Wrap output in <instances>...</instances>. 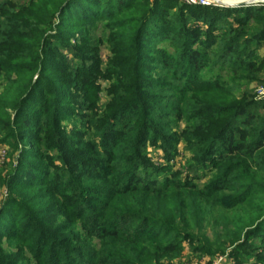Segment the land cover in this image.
<instances>
[{"label":"rangeland","instance_id":"obj_1","mask_svg":"<svg viewBox=\"0 0 264 264\" xmlns=\"http://www.w3.org/2000/svg\"><path fill=\"white\" fill-rule=\"evenodd\" d=\"M9 1L14 10L0 11V94L13 79L8 75L6 65L14 59H18L19 63H30L37 48L36 32H44L42 24L49 22L48 13L42 8L45 0ZM174 1L168 17L181 22L176 17L179 8L188 5ZM38 7L41 9L37 10ZM211 8L231 12L224 18L226 21L221 22L222 26L225 22L233 29L240 25L235 29L240 34L236 42L237 51L227 53L216 42L208 51L206 67L195 73L191 70L180 72L179 67L164 69L149 59L130 66V57L122 44L114 41L116 31L111 22H100L86 30L85 37L75 50L78 53L76 59L45 35V45L51 53L47 77L62 80L66 87L69 86L68 91H64L66 100L78 104L82 110L72 113L73 121L68 119L57 123L59 132L54 134L55 139L43 142L39 147V158L30 159L40 172L37 181L43 184L41 188L15 187L21 174L17 169L23 152L7 131L0 130V152H3L0 158V213L10 206L30 213L33 218L30 224L19 223L9 236L0 237V264H74L77 259L84 264H98L105 260V256L99 255L101 242L92 238L83 224V218L92 212L95 200H102L90 190L101 188L102 183L92 179L94 176L90 175L87 164L78 158V146L91 142L98 144L101 152L102 139L98 134L106 131L115 134L122 125L126 134L123 140H128L131 134L139 133L143 138L146 134L150 135L149 131L139 127L143 123L145 125L150 121L151 125L154 122L157 127L156 138L140 149L135 163L139 166L138 174L155 179L160 185L186 182L195 190L208 192L215 169L211 159L206 164H199L197 158L200 151L210 144L208 152L213 154L211 144H222L218 133L228 127L238 129L247 121L251 124L247 130L253 131L264 120V62L262 69L254 74L243 73L236 64L238 61H249L255 65L264 60V44L258 40L259 37L261 39L259 29L253 20L243 22L240 13L243 8L256 12L261 7ZM189 20L186 24L198 26L205 36L208 35L207 38L210 37V31L203 24L198 20ZM222 28V32L227 30L226 26ZM219 33L212 35L218 36ZM174 44L167 41L156 48L160 53L177 59L179 51ZM76 67L81 69V73L74 74L79 71ZM71 68H76L73 73ZM136 104V112H132L131 108ZM236 108L245 110L248 120L242 115L234 118ZM7 112L12 115L11 111ZM84 118L91 122L89 130L79 127ZM127 142L117 146L119 152H114L116 158L122 160L121 153L127 150L125 146L132 148ZM82 156L94 161L90 153ZM118 164L121 167L123 163L119 161ZM101 166L107 171V178L121 177V169L116 170V164L109 168ZM237 176L238 173H232L226 181L219 182L220 187L230 184L229 189L226 187L213 199L198 205L194 202L182 204V211L176 218L172 217L171 206L181 201L175 193L166 192V195L143 202L136 200L150 209L142 213L144 217L167 220V225L174 229L169 238H173V244L179 246L175 254L163 256L151 264H210L218 257H225L228 264H264V232L256 236H246L247 231L231 235L236 232L232 225L236 215L228 206L234 204L232 188L238 182ZM260 177L264 181V172L260 173ZM10 181L13 182L11 187L6 185ZM52 184L61 186L68 196L66 203L54 195ZM185 191L182 190L183 193ZM185 194L193 195L188 191ZM36 195L38 199L34 197ZM82 210L84 215L80 217ZM137 220L126 221L135 224ZM110 226L115 227L116 224L111 223ZM157 228L152 226V236L158 239L163 231ZM105 246L111 248V242L107 241ZM81 249L91 250L93 257L82 255ZM140 258L139 264H148L143 253ZM65 260L68 263H64ZM110 261L112 259H108Z\"/></svg>","mask_w":264,"mask_h":264},{"label":"trees","instance_id":"obj_2","mask_svg":"<svg viewBox=\"0 0 264 264\" xmlns=\"http://www.w3.org/2000/svg\"><path fill=\"white\" fill-rule=\"evenodd\" d=\"M173 2L175 1L45 0L42 8L48 13L47 21L49 17V22L42 24L45 27L44 32H36V52L31 57L30 63H19L18 59H14L6 65V71L13 79L0 94V130L7 131L16 142L18 149L23 152L17 169L18 174L19 172L21 174L18 175L15 187L33 189L43 186L41 181H37L40 172L30 159L39 158L38 151L43 142L47 143L55 139L54 134L57 135L59 132L57 123L68 119L73 121L72 113L75 110H82L78 104H71L66 100L64 91H68L69 86L66 87L62 80L47 77L49 71L47 65L51 60V53L47 51V44L45 45L46 34L59 47L75 56L78 54L75 50L85 37L88 28L100 22H111L110 25L116 31L114 41L122 44L127 56L130 57V66H137L142 60L149 59L151 63L161 65L164 69L179 67L180 72L191 70L195 73L204 69L207 65L208 51L216 42L227 53L237 51L236 42L240 34L235 32V29L240 25L233 29L228 27L226 22L223 26L221 23L226 21L224 18L231 13L230 11L184 6L179 8L176 16L181 22H176L177 18L171 20L168 17V13L173 9ZM1 9L13 11L14 6L9 0H1L0 11ZM36 9L40 10L41 7ZM240 13L243 22L254 21L255 27L261 33V39L259 37L258 40L264 44V8L256 12L243 8L240 9ZM189 19L198 20L203 24L210 31V37L207 38L208 35L205 36L198 26L186 24L187 20L190 21ZM224 26L227 30L223 33ZM214 32L221 34L212 35ZM167 41L178 46L177 59L160 53V50L156 48ZM263 62L264 60L261 59L255 65L249 61H238L236 64L243 73L254 74L262 69ZM76 68H71V73ZM77 69L79 71H75L74 74L81 71L80 68ZM136 106L137 104L132 106V112H136ZM7 111H11L12 115H9ZM234 111L236 112L234 118H240L242 115V118L248 120L249 115H246L242 108H236ZM85 119L79 122V127L89 130L91 122ZM149 122L139 125L144 131L150 132V135L146 134L144 138L138 133L131 134L128 140H123L126 134L122 125L115 134L112 131L98 134L102 139L101 152L98 144L91 142H83L78 146V158L87 164L90 175L94 176L92 179L102 183L101 188L90 190L95 196L102 197V200H95L96 204L92 212L83 218L87 233L102 244L99 255L106 258L102 262H97L98 264H139L142 253L148 264H151L163 256L178 252L179 246L173 244V238H169L174 232L172 226L167 225L165 218L162 220L144 217L145 214L142 215V213L150 209L136 200L143 202L166 195V192L175 193L181 201L180 204L171 206L172 217L176 218L180 214L178 212L182 211V204L194 202L198 205L199 202L213 199L226 187L229 189L230 184L220 187L218 183L226 181V177L232 173H238V182L232 188L234 204L228 206L235 211L236 215L232 224L236 232L231 235L247 231L246 236H256L257 233L264 232V181L260 177V173L264 172V120H261L258 128L253 131L247 130L251 126L247 121L243 122L238 129L228 127L218 133V139H222V144H211L213 154L208 152L210 144L209 146L206 144L200 151L197 158L199 164H206L211 159L215 169L214 180L209 185L208 192L195 190L194 186L186 182L176 181L160 185L155 179L150 180L144 174L137 173L139 166L135 163L140 155V149L157 136L155 123L152 122L149 125ZM126 141L132 148L128 149L129 146H125L124 149L127 150L121 153L122 160H120L116 158L114 152H119L117 146ZM89 153L93 155L94 161L86 160L88 158L82 156ZM119 161L123 163L121 167H119ZM113 164L117 165L116 170L121 169L120 178H107L108 173L101 166L105 165L109 168ZM12 184L13 182L10 181L6 185L11 187ZM52 189L55 190L54 195L67 202L68 196L61 186L54 185ZM184 189L193 195L186 196V191L182 192ZM34 197L38 199L39 196ZM3 211L0 213V237L9 236L19 223L30 224L33 221L30 213H24L19 208L6 206ZM82 215H84L83 210L79 216L82 217ZM113 215L117 218L115 219ZM133 218L138 220L135 224L133 222L130 224ZM111 223H115L116 226L111 227ZM153 225L163 231L158 239L152 236ZM253 226H255L253 230H248ZM235 240L236 237L233 238L234 242ZM107 241L111 242V248L105 246ZM122 244H125L127 248ZM217 249L219 250V246ZM81 251L82 255L93 257L91 250L81 249ZM108 259L114 262H108ZM64 263L68 261L65 260ZM74 264L84 263L77 259Z\"/></svg>","mask_w":264,"mask_h":264},{"label":"built area","instance_id":"obj_3","mask_svg":"<svg viewBox=\"0 0 264 264\" xmlns=\"http://www.w3.org/2000/svg\"><path fill=\"white\" fill-rule=\"evenodd\" d=\"M181 4H185L188 6L199 7V8H211V7H219L224 6L220 2L228 1L231 3H244V2H253L251 6L264 8V0H177ZM3 152H0V158L3 157ZM182 264H204L203 262H190V263H182ZM210 264H228L226 262L225 257H218L213 260Z\"/></svg>","mask_w":264,"mask_h":264},{"label":"water","instance_id":"obj_4","mask_svg":"<svg viewBox=\"0 0 264 264\" xmlns=\"http://www.w3.org/2000/svg\"><path fill=\"white\" fill-rule=\"evenodd\" d=\"M220 3L224 6H231V7H246V6H251L252 4H255L249 1L244 2V3H234V4H230V3L227 4L225 1H221Z\"/></svg>","mask_w":264,"mask_h":264},{"label":"bare ground","instance_id":"obj_5","mask_svg":"<svg viewBox=\"0 0 264 264\" xmlns=\"http://www.w3.org/2000/svg\"><path fill=\"white\" fill-rule=\"evenodd\" d=\"M226 3L228 4V1H226ZM230 4H233V3H231V2H229Z\"/></svg>","mask_w":264,"mask_h":264}]
</instances>
